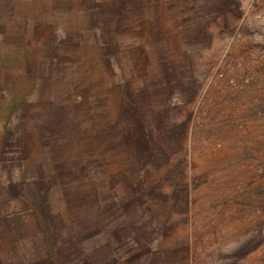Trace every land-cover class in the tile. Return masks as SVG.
I'll return each instance as SVG.
<instances>
[{"label":"rangeland","instance_id":"374dc122","mask_svg":"<svg viewBox=\"0 0 264 264\" xmlns=\"http://www.w3.org/2000/svg\"><path fill=\"white\" fill-rule=\"evenodd\" d=\"M242 9L0 0V264H264V132L247 183L218 188L199 160L147 167L148 122L180 110L165 96L190 89V125L209 122L211 28L221 52ZM187 48L202 51L193 77Z\"/></svg>","mask_w":264,"mask_h":264},{"label":"crops","instance_id":"0c3cea01","mask_svg":"<svg viewBox=\"0 0 264 264\" xmlns=\"http://www.w3.org/2000/svg\"><path fill=\"white\" fill-rule=\"evenodd\" d=\"M245 1L243 0V4ZM211 30L217 44V49L214 54L212 51V54L217 57L221 53L218 49L221 26L219 29L214 24ZM238 44L234 47L232 56L243 64H247L248 55L253 52L250 40L245 38ZM180 52L181 56L184 57L182 60L184 65L181 66L183 68L181 70L187 68L185 74L193 77L197 69L198 71L201 70V66L197 65V56L202 51L187 48L180 50ZM191 87L193 88L192 85ZM226 88L225 83L218 82L212 96L216 98L221 96L222 92L225 94ZM177 92L178 95L165 96L163 102L167 101L171 105H180L178 114L164 116V113H162L163 115L160 118L162 119L163 116L165 118L161 123L157 122L160 119L159 116L154 114L157 115L156 121L153 118L147 124V129L152 130L151 138L147 140V144L150 146L149 151L153 152L151 162L147 161V167H181L186 166L187 162L191 160H199L203 163V167L206 166L211 169L208 176L210 178L214 177L213 181L218 184V188L222 185L231 184L238 176H241L242 181L247 183L250 178H247L249 172L245 159L253 155L255 153L253 151L258 149L254 140L261 139L264 132L263 129H259L257 133L253 132L250 129V121L246 122L247 119H244L243 106L248 97L247 94L244 92L241 94V103L236 107L225 102H217L216 107L211 109L209 122L199 130L197 127L192 128L186 113L187 104L192 101V95L189 93L190 89L177 90ZM170 109L169 112H171ZM136 127L138 128L139 125L137 124ZM263 152L264 150L261 153ZM208 182L210 181L208 180ZM104 191L107 193V188Z\"/></svg>","mask_w":264,"mask_h":264},{"label":"built area","instance_id":"2783aa9c","mask_svg":"<svg viewBox=\"0 0 264 264\" xmlns=\"http://www.w3.org/2000/svg\"><path fill=\"white\" fill-rule=\"evenodd\" d=\"M245 38L250 40L253 52L248 63L233 58L234 47ZM215 83H225V94L215 98V103L227 102L236 107L244 92V119L264 120V0H246L243 9L228 36L226 46L216 58L212 70ZM215 87V86H214ZM257 173H263L261 167Z\"/></svg>","mask_w":264,"mask_h":264}]
</instances>
